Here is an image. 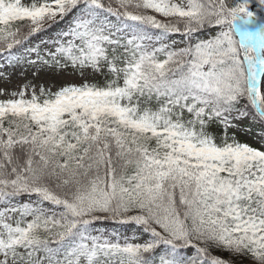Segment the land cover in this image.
Listing matches in <instances>:
<instances>
[{
    "label": "snow or ice",
    "instance_id": "obj_1",
    "mask_svg": "<svg viewBox=\"0 0 264 264\" xmlns=\"http://www.w3.org/2000/svg\"><path fill=\"white\" fill-rule=\"evenodd\" d=\"M253 126L264 0H0V264H264Z\"/></svg>",
    "mask_w": 264,
    "mask_h": 264
},
{
    "label": "rangeland",
    "instance_id": "obj_2",
    "mask_svg": "<svg viewBox=\"0 0 264 264\" xmlns=\"http://www.w3.org/2000/svg\"><path fill=\"white\" fill-rule=\"evenodd\" d=\"M181 46L183 45L181 44ZM8 72L11 74L12 85H15L23 80V76L20 73V69H16L15 71H13L12 69H9ZM27 76H28V79L32 78L30 71L28 72ZM40 79L42 82H45L49 85H56V86H58L61 83H65V82H78V78L74 76L73 74H71L70 72L65 73V74L47 72V73L41 74ZM261 131L262 130L258 126H253L251 131H248L245 129V130L238 131L237 133L253 143L264 146V141L260 139V136H264V132H261ZM99 226L107 227L110 231L111 230H116V231L127 230L129 234L131 233V228L129 226H122V225H119L111 221L101 223Z\"/></svg>",
    "mask_w": 264,
    "mask_h": 264
},
{
    "label": "trees",
    "instance_id": "obj_3",
    "mask_svg": "<svg viewBox=\"0 0 264 264\" xmlns=\"http://www.w3.org/2000/svg\"><path fill=\"white\" fill-rule=\"evenodd\" d=\"M202 35H203V36H207V35H210V33H204V34H202ZM174 38L179 39V36H176V37H174ZM178 46H179V45H178ZM179 47H181V46H179ZM261 132H264V130H262ZM236 134H237L238 139H240L242 142H247V143H249L251 146H254V147H257V148H259V149H261V150H264V146H263V145L253 143V142L249 141L248 139L242 137V136L239 135L238 133H236ZM221 255H223L224 258H227V253H222ZM245 264H246V262H245Z\"/></svg>",
    "mask_w": 264,
    "mask_h": 264
}]
</instances>
